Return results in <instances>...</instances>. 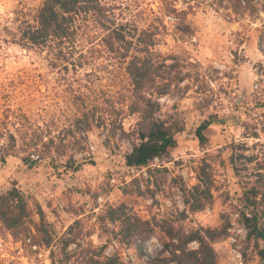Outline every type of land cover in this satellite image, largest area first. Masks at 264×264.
I'll use <instances>...</instances> for the list:
<instances>
[{
	"label": "rangeland",
	"instance_id": "obj_1",
	"mask_svg": "<svg viewBox=\"0 0 264 264\" xmlns=\"http://www.w3.org/2000/svg\"><path fill=\"white\" fill-rule=\"evenodd\" d=\"M250 1L251 7L248 0H102L127 19L152 16L151 10L162 16L167 31L156 50L164 56L186 59L183 72L190 77L158 99L161 108L156 116L177 119L184 123L185 130L177 136L176 150L151 164L153 169L167 170L165 181L157 188L155 180H148L146 169L137 171L126 165V155L140 142L136 136L117 135L110 146L105 145L108 133L98 126L104 120L106 124H119L120 108H96L93 130L84 149L74 154L73 162L67 163L72 152L54 163L50 159L31 164L23 161L27 153L22 151L23 139L14 128L30 127L32 134L40 126L59 136L78 114L79 108L70 107L69 102L80 89L101 102L110 91L117 92L124 80L121 71L109 74L104 61H98L101 67L95 69L101 79L83 76L96 68L93 66L82 70L79 77L51 70L46 52L17 44L20 19L36 10L41 0H0V143L6 142L5 128L18 139L14 156L1 159L0 152V195L16 184L42 205L47 219L54 223L57 238L78 223L73 234L76 242L68 248L73 256L68 264H87V254H98L104 247V256L116 255L123 264H149L136 246L119 243L118 224L102 223L99 218L109 207L122 204L144 220H168L185 231L218 226L221 215L229 214V238L215 244L220 264H264V257L245 242L247 232L238 211L243 207V191L231 168L228 149L232 142L243 140L245 124L256 125L259 132L264 127V55L259 50L264 0ZM166 3L179 12L186 11V22L194 34L178 40L180 18L178 13L164 9ZM85 85L90 89H84ZM104 110H110L106 118ZM212 117L207 131L210 143L203 148L196 131ZM137 122V115L126 116L123 125L127 132H133ZM246 141L250 146L257 142ZM259 141L264 144V133ZM256 150L264 152V147ZM204 166L213 183V204L192 212L185 205L181 187L193 189ZM135 178L140 179L141 191L136 184L131 185ZM146 245L152 257L163 250L157 235ZM197 247L196 243L190 245L192 249ZM61 248V242L46 248L34 245L29 237L15 238L0 228V264H52L51 251ZM234 250L240 252L241 259L235 257Z\"/></svg>",
	"mask_w": 264,
	"mask_h": 264
},
{
	"label": "trees",
	"instance_id": "obj_2",
	"mask_svg": "<svg viewBox=\"0 0 264 264\" xmlns=\"http://www.w3.org/2000/svg\"><path fill=\"white\" fill-rule=\"evenodd\" d=\"M247 5L251 7L250 0ZM164 9L168 13H178L180 21L176 28L180 33L179 41L195 33L186 22V11L179 12L170 3H166ZM151 15L127 19L117 13L114 6L102 0H41L36 10L20 19L17 44L25 49L46 52L51 70L62 76L73 74L79 77L82 70L93 66L96 68L83 76L101 79L95 69L101 67V64L97 66L98 61H104L109 74L114 70L121 71L124 80L117 92L110 91L101 102L94 101L88 92L80 89L79 94L74 95V100L69 102L70 107L79 108L78 114L61 129L59 136H53L50 129L40 126L32 134L30 127L24 130L14 128L23 139L21 149L27 153L24 162L31 164L50 159L54 163L69 152L72 153L67 163L73 162L74 154L84 149L88 134L93 130L96 108H120L119 124H106L104 117L110 115V110H104V122L98 127L108 133L105 145L110 146L117 135L136 136L140 142L126 155V165L137 171L146 169L148 180H155L154 185L161 187L167 170L153 169L151 164L155 159L169 157L176 150L177 136L185 130V125L177 119L158 118L156 113L161 108L158 99L169 95L173 88H179L190 75L183 72L186 59L164 56L156 50L167 26L162 16L152 10ZM259 50L264 55V24L259 36ZM188 65L200 67L199 64ZM83 88L90 89L86 85ZM131 115H137L138 122L133 132H127L123 122L126 116ZM213 120L214 117L203 122L196 131L203 148L210 143L207 131ZM257 129L256 125L251 127L245 124L243 140L232 142L228 149L231 168L240 180L243 191L244 203L238 211L240 222L247 232L245 242L264 257V152L256 150L264 147L259 141L264 127L260 132ZM5 131L3 137L6 142L0 143L1 159L14 156L18 147L16 134L8 128ZM250 139L257 142L250 146L246 141ZM198 177L199 183L193 189L181 187L185 194V205L192 212L202 211L213 204V183L205 166ZM132 184H136L141 191L139 178H135ZM99 218L102 223L109 221L118 224L119 243L136 246L139 255L147 257L149 264H220L215 244L227 240L232 227L229 214L224 213L218 226L185 231L168 220L162 223L144 220L128 211L124 204L109 207L105 216ZM77 224L57 238L54 223L47 219L42 205L27 196L16 184L0 195L1 229L15 238L29 237L34 245L46 248L56 242L62 243L59 251H51L52 264H68L72 259L68 248L76 242V235L73 237V234ZM154 235L159 237L163 250L152 257L146 243ZM193 243L198 245L196 249L190 248ZM105 249L102 248L98 254L88 253L87 264H123L116 255L104 256Z\"/></svg>",
	"mask_w": 264,
	"mask_h": 264
},
{
	"label": "built area",
	"instance_id": "obj_3",
	"mask_svg": "<svg viewBox=\"0 0 264 264\" xmlns=\"http://www.w3.org/2000/svg\"><path fill=\"white\" fill-rule=\"evenodd\" d=\"M245 229V228H244ZM235 241V240H234ZM234 253H235V257L237 258V259H241V254H240V252H238L237 250L235 251L234 250Z\"/></svg>",
	"mask_w": 264,
	"mask_h": 264
}]
</instances>
